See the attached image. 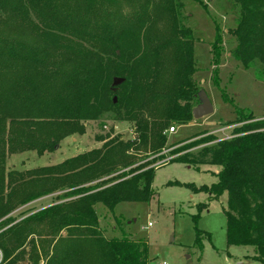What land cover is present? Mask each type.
<instances>
[{"label":"trees","instance_id":"trees-1","mask_svg":"<svg viewBox=\"0 0 264 264\" xmlns=\"http://www.w3.org/2000/svg\"><path fill=\"white\" fill-rule=\"evenodd\" d=\"M230 1L239 9L232 57L248 70L264 65V0ZM184 7L183 0H0V224L19 207L53 199L0 231L1 264H149L147 242L124 231L116 215L121 235L104 234L97 206L114 212L122 202H149L154 160L133 165L142 153L175 145L166 131L194 119L198 67ZM217 30L214 66L223 52ZM117 77L123 81L115 85ZM214 83L235 107L233 136L179 141L168 163L216 165L217 182L169 184L207 193L210 201L226 193L227 244L253 246L251 258L264 264V120L237 107L216 72ZM106 113L134 123L136 136L58 164L8 168L10 156L54 152ZM205 207L198 205L195 223ZM196 233L202 248L204 232Z\"/></svg>","mask_w":264,"mask_h":264},{"label":"rangeland","instance_id":"rangeland-1","mask_svg":"<svg viewBox=\"0 0 264 264\" xmlns=\"http://www.w3.org/2000/svg\"><path fill=\"white\" fill-rule=\"evenodd\" d=\"M183 1L184 24L191 27L195 34L198 67L195 80L199 92L204 89L208 93L214 112L201 119H193V124L190 122L177 126L175 133L170 132V127L166 131L169 144L175 145L156 155L142 153L139 156V162L133 166L154 160L150 166L156 168L152 184L155 195L149 202H122L114 212L98 205L100 227L108 237L120 236L121 230L116 227L114 216L119 217L124 231L135 239L147 242L149 264H262L251 258L255 254L253 246L227 244V220L224 213L228 201L226 193L220 199L210 201L207 193H195L185 185L169 184L193 183L200 187L217 182L215 173L220 168L216 165L194 167L179 162L168 163L171 159L170 152L182 145L177 144L179 141L186 140L185 144L207 135L216 136V140L230 138L234 128L239 125L235 123L237 114L233 103L223 99L222 91L214 83L215 72L220 80V88L234 100L237 107L253 112L256 120H264V65L257 63L248 70L232 57L237 42L231 32L236 26L239 9L230 0ZM216 28L223 40V52L218 66L212 65L211 47ZM255 73H260L261 77H257ZM199 103L200 100L194 108ZM135 136L134 123L116 120L112 113H106L98 120L85 122V133L66 137L54 152L44 155H38L36 151L15 154L8 158L7 166L9 169L26 170L58 164L80 153L101 148L105 142L114 138L128 141ZM202 146L200 144L193 149ZM161 156L164 158H158ZM133 166L119 172L128 173ZM50 199L53 200L52 197ZM45 203L35 204L34 201L19 207L4 218H9L8 223L0 224V231L21 220L28 210ZM201 203H205L207 207L203 208L195 223L193 217L199 213L198 205ZM22 212L26 214L21 215ZM196 227L204 232L201 237L202 248L196 243Z\"/></svg>","mask_w":264,"mask_h":264},{"label":"water","instance_id":"water-1","mask_svg":"<svg viewBox=\"0 0 264 264\" xmlns=\"http://www.w3.org/2000/svg\"><path fill=\"white\" fill-rule=\"evenodd\" d=\"M122 81H123L122 78L117 77L114 80V84L117 85V84L121 83ZM198 97H199L200 103L198 106H196L193 109V116H194L195 120L201 119L202 117H205L208 115H211L214 112L213 103H212L208 93L206 92V90H204V89L201 90L198 93ZM115 100H117L116 97H115ZM191 123L193 124L194 122H191Z\"/></svg>","mask_w":264,"mask_h":264},{"label":"crops","instance_id":"crops-1","mask_svg":"<svg viewBox=\"0 0 264 264\" xmlns=\"http://www.w3.org/2000/svg\"><path fill=\"white\" fill-rule=\"evenodd\" d=\"M192 124V123H191ZM224 139V138H223ZM51 197L50 196H46V197H43L37 201H35V204L38 202H46L45 204H43L41 207H45V206H50L52 204V200L50 199Z\"/></svg>","mask_w":264,"mask_h":264},{"label":"built area","instance_id":"built-area-1","mask_svg":"<svg viewBox=\"0 0 264 264\" xmlns=\"http://www.w3.org/2000/svg\"><path fill=\"white\" fill-rule=\"evenodd\" d=\"M177 127L176 126H172L171 128H170V132L171 133H175L176 132V129ZM149 225H151V224H149ZM2 260H3V253H2V251L0 250V264L2 263ZM165 264V263H164Z\"/></svg>","mask_w":264,"mask_h":264}]
</instances>
